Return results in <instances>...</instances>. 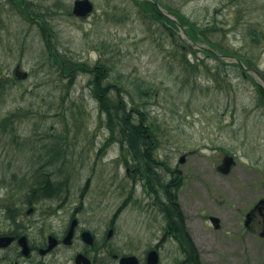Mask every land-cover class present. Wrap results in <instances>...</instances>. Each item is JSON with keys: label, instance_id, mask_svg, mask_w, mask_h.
<instances>
[{"label": "rangeland", "instance_id": "obj_1", "mask_svg": "<svg viewBox=\"0 0 264 264\" xmlns=\"http://www.w3.org/2000/svg\"><path fill=\"white\" fill-rule=\"evenodd\" d=\"M92 1L95 11L82 19L72 14L74 0H0V81L7 82L0 88V181H6L0 182V204H22L33 175L50 162L44 147L55 142L68 152L60 169L72 177L71 187L63 185L59 193L96 196L92 204L109 221L128 194L133 176L127 168L142 159L126 147L135 143L143 151L152 142L160 162L176 166L187 154L181 168L190 226L201 231L207 209L202 203L215 206L222 218L221 229L211 226L202 235V243L226 249L215 251V262L264 264V237L235 227L239 212L264 198V98L257 85H264V0H158L206 28L216 46L240 56L250 73L233 58L221 61L198 47L184 53L183 30L174 36L153 31L158 24L135 0ZM40 23L52 29L48 39ZM99 61L112 70L102 80L112 85L109 95L122 98L127 110L140 109L136 127L142 110L148 112L144 126L151 131L125 137L123 124L115 121L111 134L92 89L94 76L80 67ZM12 113L14 120L4 123ZM226 154L237 163L225 174L214 166ZM51 178L57 189L65 177ZM128 208L118 226L132 237Z\"/></svg>", "mask_w": 264, "mask_h": 264}, {"label": "flooded vegetation", "instance_id": "obj_2", "mask_svg": "<svg viewBox=\"0 0 264 264\" xmlns=\"http://www.w3.org/2000/svg\"><path fill=\"white\" fill-rule=\"evenodd\" d=\"M158 3L161 14L167 16L165 10L171 8L170 4ZM141 10L153 24L167 23L155 16L152 19L147 8ZM151 144L143 146V154H151L153 162L136 161L127 168L133 176L127 198L109 221L92 204L97 202L96 196L73 197L68 190L59 193V188L52 195L24 196L21 205L0 204V264H219L215 262V251L226 249H216L215 241L202 243V235L211 232L208 228H222V218L215 214V206L208 208L201 202V208H207L202 211L205 217L201 231L190 226L184 186L187 174L181 168L186 165L187 154L172 166L155 159L154 151L158 148ZM236 163L235 155L226 154L214 167L226 174ZM129 205L132 207L128 208ZM127 208L134 216L132 237L125 236L124 229L118 226ZM197 212L201 217V211ZM235 224L240 230L246 228L264 237L261 198L248 209L244 207L235 217ZM246 250L240 254L245 255Z\"/></svg>", "mask_w": 264, "mask_h": 264}, {"label": "trees", "instance_id": "obj_3", "mask_svg": "<svg viewBox=\"0 0 264 264\" xmlns=\"http://www.w3.org/2000/svg\"><path fill=\"white\" fill-rule=\"evenodd\" d=\"M136 1L139 2L142 7H145L148 9V11H150L152 19H153V16H155L156 18L161 19L162 22L164 20H166V22H167L166 24L165 23L161 24L162 25L161 28L163 29V31L159 32L158 29H156L157 31L155 30V32H158L160 34H165V30H166L167 32L170 33V36H174L175 31L180 30L177 23L174 20L166 17L164 14H161L160 10L158 9V7L154 1H152V0H145V1L136 0ZM170 11L173 12L178 17V20L181 24L188 25L186 27V32L189 34V36L192 39H194L196 41H201L203 43L207 42L210 45V47L214 48L215 50H220L223 53L233 54V53H230L229 51L218 48L216 46V44L213 42V40H211L210 37L207 36V34H206L207 29L206 28L201 29L198 25H196L195 22L190 20V18H188L185 14H183L178 8L173 6L170 8ZM43 18H44V16H43ZM40 25L42 27L41 28L42 34L46 37V39H48V31H49V33H51L52 29H49L46 26V23L45 24L40 23ZM184 42L188 46L190 45L185 40H184ZM47 44L51 45V42L48 41ZM187 45L181 47L183 49L184 53L188 54V53H190L189 51H192V52L196 51V49H194V47L186 48ZM51 50L54 54L56 53V52H54L52 47H51ZM205 52L209 55H214V54L209 53L207 51H205ZM56 54H58V53H56ZM214 56L217 59H220L221 61H225L224 58H221L217 54H215ZM62 57L64 58L65 56H62ZM238 57H240V56H238ZM57 58H59V57H57ZM187 61H188V59H187ZM234 64L239 65L238 63H234ZM80 67H81V70L86 71L87 73H90L91 75L94 76V82H93L92 89L94 91L95 97L97 98V100L100 101L101 111H104L107 113V115H106L107 116V126L112 131L111 134L115 133V131L113 130V122H115V121H119L123 124L122 130H120V133L122 136L125 135V137H128L127 132L130 133V135L132 136V133L137 131V130H143L144 131V129H145L146 131H151V128H149V127L146 128L144 126L145 121H144L143 117H145V116L149 117L150 115L148 112H146V111L144 112V110H142L143 111V113L141 112L142 117L139 114L140 115L139 116V122L141 121V124L136 127L134 118H135V114L140 109L137 108V106L133 105L132 110H127V108L125 107L126 105L124 104V100L122 98L120 99V101H117V100L113 99L111 97V95H109L112 85H103L102 80L109 76V73H111V71H112L111 68H108V66H106L105 63H102L101 61L97 62L94 66L82 63V64H80ZM6 84H7L6 81L5 82L0 81V88ZM257 85H258L259 91L261 92V97L264 98V87L260 83ZM113 87H115V89H117L119 93L122 92V90L119 87H117V84H115ZM123 90H124V88H123ZM125 91L127 92L128 90H125ZM146 104H148V101L142 102L140 104V107H144ZM15 116L16 115L14 113H12L9 116L10 119H5L4 123L5 122L8 123L10 120L13 121ZM13 131H14V129H13ZM14 137L17 138L18 137L17 134H15ZM156 143H157V145L158 144L160 145L159 142L156 141ZM152 146H153V143L151 144V147ZM123 149H124V147H123ZM130 149L134 150V152L137 151V152H135V154L139 152L138 154H140L141 158H142L140 160L141 162H143V163H145V162L150 163V161L153 162L152 155L148 154V153H147L148 155H144L142 150L139 151L140 147L137 146V144L133 143L131 147H126L125 150L129 151V153L131 154ZM42 152H43V157L44 158L48 157L50 162H48V163L44 162L42 164V166H40L42 169L39 168L38 169L39 171H37V173H35V175H33V177H32L33 181L28 188V194L29 195H35V194L52 195V194L56 193L55 185H54L52 178H51L52 174L55 175L57 173H63V176L65 177V178L59 180L58 187H57V189L59 188L58 191L61 188H63V185L70 186V183L72 181L71 180L72 179L71 174H69L67 172H62V169H60L61 166H63L64 164L67 163V160H66L67 156L65 155V153L67 154L68 152L63 150V148H61V149H59V147L56 148L55 142L52 143L51 145L47 146V148L44 147ZM129 164L130 163H126V165H129ZM58 166H59V171H58V168L56 170L49 168V167H58ZM49 172H51L52 174L51 175L48 174ZM27 181H28V179L25 180V183ZM0 182L6 183V181L4 179L1 180ZM4 187H7V184H4ZM38 190L39 191L41 190L40 193H38L39 192ZM187 241L191 242L190 239H188Z\"/></svg>", "mask_w": 264, "mask_h": 264}, {"label": "water", "instance_id": "obj_4", "mask_svg": "<svg viewBox=\"0 0 264 264\" xmlns=\"http://www.w3.org/2000/svg\"><path fill=\"white\" fill-rule=\"evenodd\" d=\"M93 3L91 2V0H76L75 1V6H74V12L78 15H86L87 13L91 12L93 10ZM171 18H173L174 20H177V18L174 15H170ZM199 45V44H198ZM200 48L208 50L210 52H214L211 48L203 46V45H199ZM220 55L222 57L225 58H233L234 60H237L238 62H240L241 64H243L241 62V60L235 58L234 56H229L226 54H222L220 53Z\"/></svg>", "mask_w": 264, "mask_h": 264}]
</instances>
